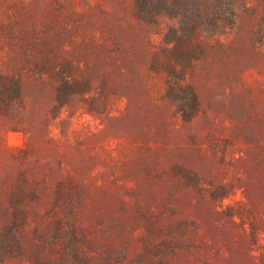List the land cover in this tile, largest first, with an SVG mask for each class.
<instances>
[{"label":"rangeland","instance_id":"374dc122","mask_svg":"<svg viewBox=\"0 0 264 264\" xmlns=\"http://www.w3.org/2000/svg\"><path fill=\"white\" fill-rule=\"evenodd\" d=\"M172 49L139 0H0V264H264V0Z\"/></svg>","mask_w":264,"mask_h":264},{"label":"trees","instance_id":"16d2710c","mask_svg":"<svg viewBox=\"0 0 264 264\" xmlns=\"http://www.w3.org/2000/svg\"><path fill=\"white\" fill-rule=\"evenodd\" d=\"M239 3L241 0H139V7L150 17L162 14L173 21L164 41L173 44L172 49L185 45L190 60L199 37H212L234 26Z\"/></svg>","mask_w":264,"mask_h":264}]
</instances>
